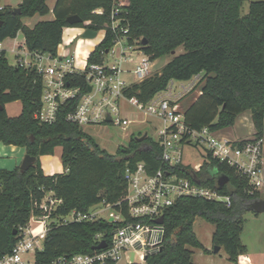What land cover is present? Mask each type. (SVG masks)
<instances>
[{"label":"trees","instance_id":"16d2710c","mask_svg":"<svg viewBox=\"0 0 264 264\" xmlns=\"http://www.w3.org/2000/svg\"><path fill=\"white\" fill-rule=\"evenodd\" d=\"M115 1L118 0H56L54 17L30 27L22 19L44 16L50 7L47 0H22L19 13L8 7L0 10V41L22 32L29 51L56 54L63 28L71 25L68 16L78 14L83 21H91L90 28L100 31L110 22ZM128 1L122 15L128 21L132 37L147 40L142 47L153 60L172 54L179 46H184L185 52L174 55L160 72L134 83L127 89V95L148 102L166 89L171 80L186 81L199 74L197 87L201 93L183 109L187 124L196 129L209 126L221 130L233 126L238 115L248 111L254 135L264 137V0ZM246 3L248 10L244 12ZM96 9H102L103 13H95ZM113 38L107 28L89 62L100 61L101 50L111 47ZM42 89V77L35 68L10 64L6 50H2L0 143L25 147L26 153L37 160L25 172L19 166L0 169V259L13 251L32 214L42 213L39 204L47 193L53 192L62 199L52 217L65 216L72 210L88 212L99 203L110 204L127 215L128 206L123 202L126 168L145 162L152 173L161 165L162 148L153 137L140 140L142 133L133 134L127 146L110 153L80 125L66 120L71 106L61 108L56 122H40L34 114L41 107ZM14 101H20L22 109L19 115L9 116L6 104ZM56 147L62 148L64 171L48 175L40 157L53 154ZM174 169L229 195L231 205L197 197L176 200L164 212L163 246L148 255L146 264H197L192 248H204L193 229L197 217L214 224L213 245L225 247L232 264H239V256L247 253L240 237L244 215L251 211L255 200L264 199V194L252 190L248 178L236 167L216 159L205 162L198 171L191 165ZM222 174L229 181L220 188L217 177ZM115 226V222L105 218L52 223L42 249L35 253V262L52 264L59 256L93 253L100 243L97 235L110 242Z\"/></svg>","mask_w":264,"mask_h":264},{"label":"built area","instance_id":"2783aa9c","mask_svg":"<svg viewBox=\"0 0 264 264\" xmlns=\"http://www.w3.org/2000/svg\"><path fill=\"white\" fill-rule=\"evenodd\" d=\"M128 4V0H118L112 5L110 22L102 29L101 41L109 28L114 35L113 44L101 50L100 61L89 62L90 53L81 66L77 49L71 48V44L67 45V52L51 54L29 51L24 40L15 47V65L35 68L42 77L41 107L34 114L40 122H56L63 106H71L66 120L81 127L112 124L125 131L133 123L151 122L157 131L154 140L162 148L161 165L152 173L145 162L126 168L127 189L123 202L128 206L127 215L116 211L110 204L99 203L104 206L100 211L72 210L65 216L52 217L62 199L55 197L53 192L47 193L39 204L42 213L32 214L28 224L21 229L13 251L2 257L0 264H37L35 259L32 261L25 255L32 253L35 256L36 251L42 249L52 223L100 218L116 223L106 247L93 253L59 256L52 264H117L124 256L127 264H146L148 255L163 246L164 223H158L157 219L164 216L165 210L176 200L197 197L231 205L229 195L202 184L196 177L182 176L174 169L175 166L190 165L183 157L186 145L204 149L203 162L197 167L192 166L195 171L211 159L226 162L248 178L252 190L264 193V137L230 138L209 126L196 129L186 123L180 99L197 85L201 79L199 74L180 81L179 91L175 87L176 80H171L166 89L156 93L148 102L127 95L129 87L153 74L154 66V60L142 47V40L132 37L128 21L122 15ZM6 7L0 0V10ZM94 12L102 14L103 10ZM90 24V20L82 22L84 31L90 28ZM2 50L5 48L0 41V53ZM69 78L78 83H72ZM124 104L139 111L141 119L129 116ZM103 210H108L106 216L100 215ZM97 239L102 241L100 235Z\"/></svg>","mask_w":264,"mask_h":264},{"label":"rangeland","instance_id":"374dc122","mask_svg":"<svg viewBox=\"0 0 264 264\" xmlns=\"http://www.w3.org/2000/svg\"><path fill=\"white\" fill-rule=\"evenodd\" d=\"M22 0H1L2 4L7 6L8 8H15L19 5ZM56 0H47V3L50 7V12L44 16L34 15L31 17H24L22 19L23 23L27 26H34L40 20H47L53 17V6L55 5ZM248 10V3L244 5V12ZM84 27L82 25H68L63 28L62 34V43L60 44L58 51L60 53H64L68 51L67 45L71 44V48H77L79 53V65L83 66L85 64L86 58L88 54L93 51L96 46L99 44L101 39L103 38V31L100 30L94 38L83 37ZM23 33L19 32L16 37L8 38L6 41L7 47V58L10 64H15V53L13 51V47L18 43H22ZM10 45H12L10 47ZM185 52L184 46H179L175 53L168 54L163 57L157 58L154 60L153 73L160 72L164 65L172 59L174 55H179ZM130 80V76L127 77ZM198 84V83H197ZM181 82L179 80L175 81L176 90H180ZM199 87L197 85L185 94L180 99V105L182 109H185L190 103H192L198 95ZM7 114L14 115L21 112L22 103L20 101L9 102L6 104ZM125 112L137 119H141L142 115L139 111H137L134 107L124 104ZM249 117V118H248ZM247 127L251 125V118L247 112H242L238 115L236 119V123L231 126L229 130L234 131V133H238L240 135H246V132L240 129L244 125V121ZM157 124V123H156ZM159 124V123H158ZM82 129L89 134L102 148L107 150L110 153H116L118 148L121 146H127L131 135L142 133H148L150 137H156L157 131L151 122L147 123H133L131 124L127 130H121L119 127L114 126L112 124L107 125H84ZM141 135V136H142ZM62 148L57 147L54 151L53 158L61 157ZM7 154L9 156L12 155L11 151H8ZM204 149L199 146H191L186 145L184 147V161L189 163L193 167L199 166L204 159ZM8 156H6L7 158ZM21 162L18 164L20 166ZM16 166L10 169H14ZM262 196H263V192ZM104 206L102 204H98L92 206L91 211H100ZM108 214V210H103L100 212L101 216H106ZM245 224L243 231L240 234L242 242L247 247V254L253 258L256 263L264 264V213H256L254 211H247L244 215ZM194 232L196 233L199 241L204 245V248L193 247V260L197 264H232L229 260V255L225 249V247H221V250L217 253L214 252V245L212 243V235L215 231L214 224L202 219L201 217H197L194 225ZM242 256V255H241ZM29 258L30 260H34L35 256L31 254L25 255V258ZM245 256H243V261ZM239 262V259H238ZM117 264H127L126 257L124 256L122 260H120Z\"/></svg>","mask_w":264,"mask_h":264},{"label":"crops","instance_id":"0c3cea01","mask_svg":"<svg viewBox=\"0 0 264 264\" xmlns=\"http://www.w3.org/2000/svg\"><path fill=\"white\" fill-rule=\"evenodd\" d=\"M53 17H54V14H53ZM52 18H50V19H52ZM7 39H5L3 41L4 48H5L6 51H7V48H9L6 45ZM24 40L25 39H24V35H23V40L22 41H24ZM11 46L12 45H10V47ZM15 47L16 46H14L12 48L13 51L15 50ZM93 51H91L90 53H92ZM78 53H79V51L77 49V55H78ZM78 61H79V56H78ZM6 107H7V105H6ZM246 112L249 114V116L251 118V114L248 111H246ZM19 114H20V112L17 113V114H14V115H9V114L8 115L9 116H17ZM251 120H252V118H251ZM243 122H244V125H242L243 127H241L240 129H242L243 131H245L246 132V135H240L238 133L237 134L234 133L235 130L234 131L229 130L231 127H227V128L221 129V130H219V133L221 135H225V136H228L230 138H249V137L253 136L255 134V127H254L253 122H251V125H249V127H247V125L245 124V120ZM8 151H11L12 152V155L11 156H9L7 154ZM25 155H26V149H25V147L16 146V145H6L4 143H0V169H10V168H13L14 166L18 167V164L20 162H22V160H23V158H24ZM6 156H8V157L6 158ZM53 157H54V153L53 154H48V155H42L40 157V161H41L42 168H43L44 172L46 174H48V175L49 174L51 175V174H54V173H59V172H63L64 171V166L62 164L61 157L56 158V159L53 158ZM220 250H221V248H220ZM243 256H245L244 261L242 260L243 259ZM238 259H239V264H259V263H256V261H254L253 258L250 257L249 254H247V253L246 254H243L242 256L240 255Z\"/></svg>","mask_w":264,"mask_h":264},{"label":"water","instance_id":"95a60500","mask_svg":"<svg viewBox=\"0 0 264 264\" xmlns=\"http://www.w3.org/2000/svg\"><path fill=\"white\" fill-rule=\"evenodd\" d=\"M21 11V8L19 6L13 8V12L14 13H19ZM67 22L71 25H75L78 23L83 22V18L81 16H79L78 14H73L67 17ZM98 31L92 28H86V30L83 32V37H87V38H94L95 36H97ZM142 43L145 45L147 44V40L144 38L142 40ZM173 53H175V51H173ZM107 120L110 121V117H107ZM148 134L145 133L144 135L140 136L139 139L142 140L145 137H147ZM37 158L36 156H32L30 154H27L24 156L19 168L21 172H25L27 171L35 162H36ZM229 181V177L225 174L222 175H218L217 177V184L220 188H222L227 182ZM251 211H254L256 213H264V199H258L255 200L250 207ZM158 223H164V216H160L157 219ZM16 233V231H15ZM107 246V241L106 240H102L97 246H95L96 249H101ZM220 246L215 245L214 246V252L217 253L220 251Z\"/></svg>","mask_w":264,"mask_h":264}]
</instances>
